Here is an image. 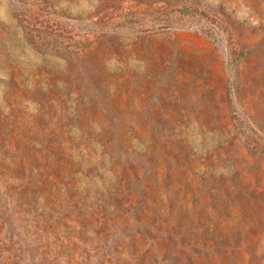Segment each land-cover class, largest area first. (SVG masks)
Instances as JSON below:
<instances>
[{"label":"rangeland","instance_id":"1","mask_svg":"<svg viewBox=\"0 0 264 264\" xmlns=\"http://www.w3.org/2000/svg\"><path fill=\"white\" fill-rule=\"evenodd\" d=\"M0 264H264V0H0Z\"/></svg>","mask_w":264,"mask_h":264}]
</instances>
